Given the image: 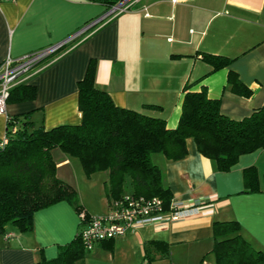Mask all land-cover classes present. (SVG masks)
<instances>
[{
    "label": "crops",
    "instance_id": "1",
    "mask_svg": "<svg viewBox=\"0 0 264 264\" xmlns=\"http://www.w3.org/2000/svg\"><path fill=\"white\" fill-rule=\"evenodd\" d=\"M130 1L131 9L69 41L29 78L35 98L6 104V113L0 114V138L9 115L30 113L45 128L79 123L78 81L90 59L96 61V86L116 105L161 117L170 128L178 123L186 83L196 91L205 86L208 97L220 98L221 112L231 119L264 105V0ZM107 11L98 0H0V64L7 56L67 39ZM202 52L234 59L228 68L214 71ZM229 69L254 90L251 97L226 87ZM186 149L178 160L161 153H153L151 159L172 193L171 203L198 202L200 212L142 224L124 236L98 242L76 264H140L151 240L168 244L171 264H200L204 256V264H214L213 223L226 220H236L241 235L264 251V191H244L243 178V170L254 166L259 187L264 188V148L240 155L226 172L216 171L192 138L186 139ZM52 154L61 179L74 186L86 178L76 158L56 149ZM89 178L104 182L102 172ZM79 223L80 215L65 201L38 210L32 230L10 227L7 239L0 235V264H33L55 257L58 245L74 237Z\"/></svg>",
    "mask_w": 264,
    "mask_h": 264
},
{
    "label": "trees",
    "instance_id": "2",
    "mask_svg": "<svg viewBox=\"0 0 264 264\" xmlns=\"http://www.w3.org/2000/svg\"><path fill=\"white\" fill-rule=\"evenodd\" d=\"M98 1L109 9L120 0ZM202 59L215 71L228 68L234 58L202 52ZM95 73L96 61L90 59L78 81L79 123L45 128L30 113L9 115L6 141L0 138V235L7 239L10 227L18 232L32 230L35 212L61 201L78 215H85L74 237L58 245L55 257L41 258L33 264H76L89 251L80 234L92 215L84 209L75 187L57 175L54 149L76 158L87 178L96 172L104 174L107 204L131 194L158 197L163 209L169 210L172 193L162 183L161 169L152 162L153 153H161L169 160L181 159L187 154L186 139L192 138L198 152L212 162L214 169L226 172L240 155L264 148V105L239 120L231 119L221 112L220 98L208 97L205 86L196 91L186 83L178 123L170 128L161 117L116 105L107 91L96 86ZM226 87L245 97L254 93L231 69ZM35 94V86L23 82L10 90L6 101L32 100ZM144 106L160 108L155 104ZM243 178L244 191H264L254 166L243 170ZM240 229L236 220L213 223L210 253L214 264H264V251L253 247ZM169 258L168 244L151 240L140 264H171ZM204 261L205 256L200 264Z\"/></svg>",
    "mask_w": 264,
    "mask_h": 264
},
{
    "label": "built area",
    "instance_id": "3",
    "mask_svg": "<svg viewBox=\"0 0 264 264\" xmlns=\"http://www.w3.org/2000/svg\"><path fill=\"white\" fill-rule=\"evenodd\" d=\"M130 0H120L108 9L106 15L84 25L76 33L58 43L42 47L18 57L7 56L0 64V114L6 113L7 98L10 90L18 84L27 82L29 78L42 69L52 57L57 56L64 46L79 35L86 33L104 23L107 18L130 9ZM8 118V116H7ZM2 141L6 139L2 137ZM200 203L187 206L170 204L164 210L158 197H144L124 194L111 200L103 215H92L81 231V240L85 249L91 250L98 242L131 233L139 225L165 220L176 221L198 214ZM84 213L80 214L83 218ZM9 237V234L6 235Z\"/></svg>",
    "mask_w": 264,
    "mask_h": 264
},
{
    "label": "rangeland",
    "instance_id": "4",
    "mask_svg": "<svg viewBox=\"0 0 264 264\" xmlns=\"http://www.w3.org/2000/svg\"><path fill=\"white\" fill-rule=\"evenodd\" d=\"M56 151L61 150L56 149ZM95 179L96 178L90 179L84 177L80 183H74V186L82 202H84L91 211L95 212L94 215H103L107 210V202L104 197L103 180Z\"/></svg>",
    "mask_w": 264,
    "mask_h": 264
}]
</instances>
